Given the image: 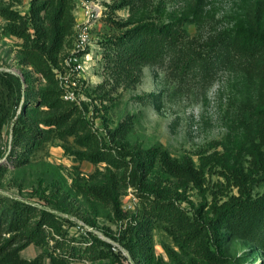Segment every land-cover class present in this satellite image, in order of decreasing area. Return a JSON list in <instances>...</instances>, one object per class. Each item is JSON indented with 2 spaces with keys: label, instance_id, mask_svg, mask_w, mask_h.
Masks as SVG:
<instances>
[{
  "label": "rangeland",
  "instance_id": "374dc122",
  "mask_svg": "<svg viewBox=\"0 0 264 264\" xmlns=\"http://www.w3.org/2000/svg\"><path fill=\"white\" fill-rule=\"evenodd\" d=\"M30 2L0 0V4H10L22 13H29ZM73 13L74 41L64 50L56 76L62 87L74 92L73 101L87 104L85 114L93 131L110 145H161L177 158L190 154L197 165L200 156H206L214 169L206 175L205 196L192 183L167 181L172 189H178L177 202L190 212L202 204L205 212L214 195L225 200L227 194L236 193V188H226L220 172L237 166L250 173L246 146L258 139L261 118L255 111L263 99L264 78L257 67L238 55L222 62L220 58L197 63L186 70L183 58L241 23L264 27V0H74ZM146 22L175 26L180 33L177 45L164 52L158 63L109 66L107 54L113 51L107 40ZM3 23L0 17V195L54 211L60 217L66 242L84 245L92 232L112 244L119 257L115 264H138L119 240L141 208L138 189L131 185L121 189V217L110 206L82 193L79 189L83 185L100 180L94 174L97 169L105 172L106 163L78 160L73 152L85 147L74 136L60 139L50 135L29 156L28 164H13V127L22 107V100H17L23 95L24 84L19 91L9 74L23 80L24 65L17 55L20 40L2 33ZM83 33L87 37L81 42ZM34 75L38 85L45 83L39 74ZM49 113L41 107L38 115ZM117 127L122 132L114 136L110 130ZM253 192L264 194V179L254 182ZM260 230L259 241L228 236L218 248L210 239L212 248L224 258L220 264H264V226ZM152 234L157 264H173L166 246L177 250L183 264L194 255L192 247L183 249L163 226H156ZM41 252V247L31 243L21 254L31 259ZM44 264H51L49 258ZM72 264L111 263L107 259L103 263L81 259Z\"/></svg>",
  "mask_w": 264,
  "mask_h": 264
},
{
  "label": "trees",
  "instance_id": "16d2710c",
  "mask_svg": "<svg viewBox=\"0 0 264 264\" xmlns=\"http://www.w3.org/2000/svg\"><path fill=\"white\" fill-rule=\"evenodd\" d=\"M73 10L74 0H31L29 13H22L10 4H0V17L4 20L2 33L20 40L17 55L24 65L23 80L9 74L19 91L24 84L23 95L17 100V103L22 100V107L13 127V164L16 167L28 164L29 156L50 135L60 139L74 136L85 147L73 152L78 160L97 165L106 163L105 172L97 169L94 174L95 179L100 180L83 185L79 189L82 193L110 206L121 217V189L129 185L138 189L141 208L119 238L138 264L159 263L152 234L158 225L163 226L183 249L193 248L194 255L189 257L187 264L222 263L224 258L212 248L210 239L218 248L219 242L228 236L252 237L259 241L260 229L264 226V194H254L253 184L264 179V92L261 105L255 111L261 118L258 139L246 146L250 173L229 166L220 173L226 188L234 187L237 192L227 194L225 200L214 195L205 212L201 211L204 204L190 212L177 202L178 189H172L167 181L175 179L181 185L192 183L205 196L206 175L214 169L206 156L201 155L197 165L190 154L177 158L161 145L134 148L120 143L110 145L93 131L85 114L87 104L79 105L63 98L64 89L56 69L61 68L62 54L74 41L76 18ZM179 34L170 24L146 22L133 26L107 40L106 44L113 51L107 54L111 61L108 65L121 68L136 63H158L164 52L177 45ZM205 46L185 55L184 70L197 63L220 58L222 62L238 55L253 68L257 67L264 78V27L241 23L219 33ZM34 73L45 83L38 85L39 79ZM41 107H46L50 113L38 115ZM121 132V127L110 130L114 136ZM89 234L84 245L66 242L60 217L54 211L0 195V264H44L45 258H49L51 264H72L81 259L95 263H103L106 259L111 264L119 262L110 242L92 232ZM31 243L41 247L42 252L28 259L21 251ZM166 251L173 264H183L176 249L166 246Z\"/></svg>",
  "mask_w": 264,
  "mask_h": 264
},
{
  "label": "built area",
  "instance_id": "2783aa9c",
  "mask_svg": "<svg viewBox=\"0 0 264 264\" xmlns=\"http://www.w3.org/2000/svg\"><path fill=\"white\" fill-rule=\"evenodd\" d=\"M82 36H81V42H83V41H85V39H86V35H85V33H83V34H81ZM63 89H64V93H63V98L64 99H67V100H71V101H73L74 100V92L73 91H70L69 90V88L67 89V88H64L63 87Z\"/></svg>",
  "mask_w": 264,
  "mask_h": 264
}]
</instances>
